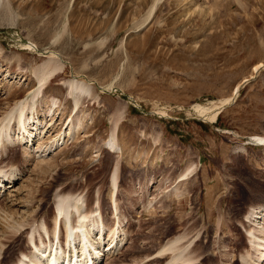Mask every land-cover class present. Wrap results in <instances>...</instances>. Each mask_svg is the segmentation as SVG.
<instances>
[{"label":"rangeland","instance_id":"374dc122","mask_svg":"<svg viewBox=\"0 0 264 264\" xmlns=\"http://www.w3.org/2000/svg\"><path fill=\"white\" fill-rule=\"evenodd\" d=\"M53 50L63 67L36 96ZM74 79L90 92H70ZM237 86L215 121L197 116ZM22 104L43 131L33 147L5 120ZM4 128L15 144L0 142V174L17 177L0 187V264L45 237L59 194L97 209L103 245L123 230L100 264H168L156 255L181 236L187 264H241L242 221L264 205V144L250 142L264 137V0H0V140Z\"/></svg>","mask_w":264,"mask_h":264},{"label":"bare ground","instance_id":"6f19581e","mask_svg":"<svg viewBox=\"0 0 264 264\" xmlns=\"http://www.w3.org/2000/svg\"><path fill=\"white\" fill-rule=\"evenodd\" d=\"M156 5L157 3L155 2V4L152 5V8L148 11V15L145 18V22L146 19L147 20L150 19V17L153 15L154 13L153 11ZM54 41L56 42L57 40L55 39L53 40V42ZM14 44L17 45V47L19 48L20 47L29 48L32 49L33 51H37L38 49V47L36 48L34 44L28 41L21 43L19 40H16ZM50 53H51L50 58L47 61H45L43 64H41L37 70L36 79L39 80L40 87L36 93V96L43 90L42 88L48 83V81L52 79L54 74L59 70H61V68L63 67V63L61 62V59L58 57L59 55H56L54 50L51 51ZM260 66L261 64L259 65L257 64L253 70L257 71V69ZM69 84H70V92L73 91L75 92L79 91L80 93L90 92V87H88L85 82L84 83L79 82L74 79L72 81H69ZM239 88L241 87L239 86L235 87L234 93L233 95H231V97H227L226 99L219 102H211L210 106L196 104L194 110L196 111L197 116L203 118V120H207L210 122L215 121L219 113L223 111V108L226 105H228V103L232 102L235 99L236 95L238 94ZM36 96L34 97L33 100H35ZM56 102H57L56 100L53 102V105L50 108V112L53 111V107L55 106ZM26 108L28 107H26L23 104L20 105L19 107L14 109V113L12 112L11 114L7 115L5 120L6 122H9V120H13L11 117L13 114H15L14 119L16 123L14 124L18 126V131H19L18 135L21 134L23 138H25L23 134L26 133L27 134V138H25L27 139L26 144L27 146L33 147V145L36 144L35 143L36 138L38 136H41L43 131H41L40 129L39 122L36 123H33L34 121L31 122L32 119L30 118V116L27 115L28 110ZM54 111H56V109ZM32 114L34 115L33 116L34 118L36 115H35V110H33V108H32ZM10 125L12 126V124ZM79 125L80 122H78V126ZM9 129L5 130L4 128V130H2L1 133L2 139L0 140V142H2L3 145L15 144L14 142L15 138L13 137ZM62 140L64 141V139ZM251 140L254 143L264 144V137L261 136L252 138ZM40 141H41V137L39 138V141L37 143H39ZM106 148L109 151L116 153L122 151L121 147L117 143V140L115 139L114 136L110 138ZM116 173L117 170H115V173H113L112 176V186L114 187V193L116 192L118 187ZM1 174H0V187H2L3 185L4 187L6 186L4 184L5 181H7L6 183H10V182L13 183L17 177L16 173L13 170L5 173L2 172ZM115 199L116 198H114L113 200L114 202L116 201ZM56 204H57V214L54 217L53 221L50 222L46 220V224L43 223V226L41 228L45 231L44 232L45 237L43 238L42 236H40V239L37 240V238L31 234L28 240L29 241L28 246L30 247V254L21 256L22 258L17 262V264H100L101 262L100 260L105 253L111 251L112 248L115 249V247L116 248L119 247V245L124 242L123 238H120L121 237L120 232L123 230H120V226L118 225L117 227L110 229L108 231L110 233L109 242L103 245V241L106 240V236H107L104 219L101 217L100 214H97L98 212L97 209L91 211V213L93 214L89 218L88 213L86 212L87 207H85V203L82 201V199H78L76 197L74 198L71 195L59 194V199H57ZM247 214H248L247 218L246 220L242 221V224L245 229L244 231H246L247 234L248 243L253 251L251 250L252 252L248 251L247 253H244L243 250L240 251V253H244V254H241L237 260L241 262V264H264V205L263 206L260 205V207L251 206ZM72 216H75L78 219L76 225L73 224L72 222L73 221ZM46 225L47 226L52 225L51 232L50 230H48L49 228ZM231 225H233L234 227L240 226L238 222L236 224H231ZM23 226L25 225L20 223L19 226L20 229L17 228V230H20L19 231L20 234L21 232L22 233L24 232L25 234L26 230H28L29 226L27 227L26 226L23 227ZM62 231H64V235L66 238L65 244L62 243L63 240V235H61ZM185 237L186 236H181L167 241V244L163 247L161 251L157 253L156 256L171 255V259L168 261V264H187L188 261L191 260L187 259L188 257L190 258V256H188L189 254H186L188 256L187 258L185 256V252L188 249V246L187 247L184 245L182 246ZM182 248L183 250L181 252ZM1 250L2 248H0V258L2 254Z\"/></svg>","mask_w":264,"mask_h":264},{"label":"water","instance_id":"95a60500","mask_svg":"<svg viewBox=\"0 0 264 264\" xmlns=\"http://www.w3.org/2000/svg\"><path fill=\"white\" fill-rule=\"evenodd\" d=\"M230 104H231V102H230V103H228V105H230ZM228 105H226L224 108L228 107ZM224 108H223V109H224ZM252 142H253V141H252Z\"/></svg>","mask_w":264,"mask_h":264}]
</instances>
